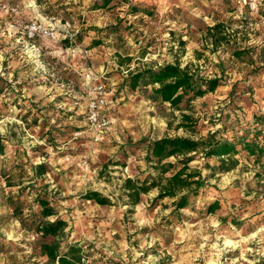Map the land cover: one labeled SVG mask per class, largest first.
<instances>
[{
    "label": "rangeland",
    "instance_id": "1",
    "mask_svg": "<svg viewBox=\"0 0 264 264\" xmlns=\"http://www.w3.org/2000/svg\"><path fill=\"white\" fill-rule=\"evenodd\" d=\"M102 1L0 0V264H50L35 231L37 197L54 208L50 220L67 222L61 249L79 244L83 264H264V157L241 153L233 168L212 172L205 163L216 161L195 154L189 166L206 184L180 209L174 202L185 190L155 200V186L135 205L123 187L129 177L163 183L170 174L146 158L150 141L241 134L264 113V15L229 0ZM33 21L58 38L29 39L23 27ZM216 23L220 41L210 35ZM173 62L223 83L177 109L153 98L151 85L124 82ZM96 83L110 119L98 143L85 119ZM39 164L44 172L35 174ZM89 190L111 204L86 200Z\"/></svg>",
    "mask_w": 264,
    "mask_h": 264
},
{
    "label": "trees",
    "instance_id": "2",
    "mask_svg": "<svg viewBox=\"0 0 264 264\" xmlns=\"http://www.w3.org/2000/svg\"><path fill=\"white\" fill-rule=\"evenodd\" d=\"M109 1L103 0L102 6H107ZM132 11L137 12L140 9L134 6ZM145 11L151 13L147 9ZM259 13L264 15V6L259 10ZM219 26L218 23L214 24L210 28V35L213 37H216V34L221 36V32L218 31ZM112 29L117 30L118 27H112ZM222 38L224 37L221 36L219 41ZM101 42V39H96L92 44L98 45ZM63 44L67 46L70 42L68 39H64ZM235 53L240 55L242 52L235 51ZM118 56L122 57L123 55L118 53ZM124 82L131 90L151 85L153 98L161 103H169L171 107L177 109H180L181 102H188L214 92L223 83L219 77L207 78L201 76L188 64L181 66L178 62L139 69L131 72L124 79ZM183 117L188 118L186 115ZM252 118V124L246 127L241 134L232 133L230 136H222L220 135L221 131L215 130L200 139L172 136L150 141L147 146L146 158L158 164L163 173L169 172L170 174L163 183L157 180L140 182L130 177L126 178L123 187L132 203L138 204L142 194H146L155 186H159V192L155 200L174 197L185 190V193L177 197L174 206L176 209L186 207L189 203V193L196 194L197 190L206 184V179L201 176L199 170H194L189 166L197 153H201V157L205 161L208 159L216 161L214 165L205 163L212 172L215 170L228 171L233 168L238 162L235 156L241 153H244L247 158L253 157V162L260 163L264 157V113L256 111L253 113ZM4 153L5 145L0 139V155ZM170 157H174L176 161L166 162L165 160ZM34 168L35 174L44 172V165L42 164L36 165ZM257 175L262 176L261 173ZM83 197L99 205L111 204L108 197L95 190L87 191ZM36 201L40 206L39 216L41 218L36 223L35 231L40 234L41 254L47 257L50 264H83L79 244L69 243L64 250L61 249L59 237L65 235L67 222L60 217L50 220L49 217L55 214L50 202L42 197H37ZM218 207V201L214 200L207 205L206 211L211 213Z\"/></svg>",
    "mask_w": 264,
    "mask_h": 264
},
{
    "label": "built area",
    "instance_id": "3",
    "mask_svg": "<svg viewBox=\"0 0 264 264\" xmlns=\"http://www.w3.org/2000/svg\"><path fill=\"white\" fill-rule=\"evenodd\" d=\"M236 7L251 13H258L264 6V0H229ZM23 30L29 39L35 36H44L57 39L58 33L52 28L41 25L33 21L24 25ZM86 78L90 79V73H86ZM109 100L102 83H96L92 88L86 102L85 119L90 129L91 138L95 143L102 140V135L110 126V119L105 114V109Z\"/></svg>",
    "mask_w": 264,
    "mask_h": 264
}]
</instances>
